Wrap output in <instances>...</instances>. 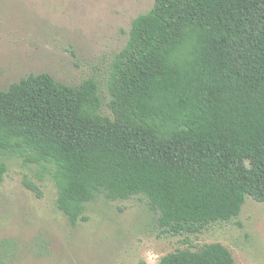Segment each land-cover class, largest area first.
I'll list each match as a JSON object with an SVG mask.
<instances>
[{"label":"trees","instance_id":"obj_1","mask_svg":"<svg viewBox=\"0 0 264 264\" xmlns=\"http://www.w3.org/2000/svg\"><path fill=\"white\" fill-rule=\"evenodd\" d=\"M108 87L111 115L94 78L68 85L44 72L0 89V154L53 165L57 205L73 224L101 194L145 195L171 235L233 219L247 196L264 203V0H154ZM6 170L1 162L0 183ZM3 247L18 253L15 240ZM159 264L237 263L210 242Z\"/></svg>","mask_w":264,"mask_h":264},{"label":"rangeland","instance_id":"obj_2","mask_svg":"<svg viewBox=\"0 0 264 264\" xmlns=\"http://www.w3.org/2000/svg\"><path fill=\"white\" fill-rule=\"evenodd\" d=\"M154 0H0V89L30 74L49 73L79 85L98 80L103 110L111 115V63L126 45L134 19ZM7 165L0 183V252L4 264H159L165 254L221 242L237 264H264V203L247 196L241 213L197 234L162 233L159 212L145 195L86 204L73 224L58 207L54 166L0 154ZM25 180L39 185L42 196ZM15 240L16 255L3 243ZM8 255V256H7Z\"/></svg>","mask_w":264,"mask_h":264}]
</instances>
